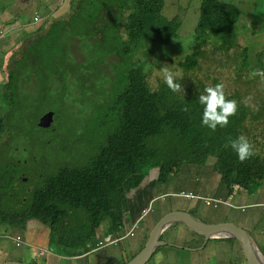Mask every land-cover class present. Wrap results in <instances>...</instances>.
Segmentation results:
<instances>
[{
    "label": "trees",
    "instance_id": "obj_1",
    "mask_svg": "<svg viewBox=\"0 0 264 264\" xmlns=\"http://www.w3.org/2000/svg\"><path fill=\"white\" fill-rule=\"evenodd\" d=\"M164 1L83 0V17L88 21L87 27L74 34L72 32L81 27L74 23L69 28L70 38L66 33L53 36L55 41L50 47L58 50L57 55L33 50L38 44L45 46L48 43L43 38L30 44V47L23 44L20 53L9 57L7 81L0 84V150L11 151L7 142L3 141L8 134L13 136L11 147L20 140L16 132L31 136L45 134L36 123L38 117L34 123L36 114L31 112L32 105L27 102L33 99L36 106L42 105L41 108L55 105V100L45 102L58 86L57 114H63L64 125L68 124L71 116L74 117L72 114H77L66 97L75 86V80L83 85L91 79L104 80L99 83L108 92L106 105L110 123L114 126L103 142L85 152L87 156L83 152L84 158L74 155L73 163L59 164L50 160L51 165L56 166L52 168L54 172L37 175L41 176L40 182L29 198H18L21 203L26 201L22 206L18 200L13 201L14 195H10V191L13 179L22 174L23 163L8 165L14 170L8 182L0 181V224L23 231L30 219H37L50 228L59 246L82 252L88 249L89 241L95 238L96 228L108 216L112 215L111 221L116 229L124 227L121 212L122 208L128 207L127 193L131 189L127 187V181L143 176L152 167L160 169L158 182L166 183L185 161L192 158L199 162L213 157L216 159L215 169L220 174L222 172L221 179L227 186L260 185L264 179V143L256 146L253 142L258 154L243 163L230 144L228 147L224 145L229 138L247 134L248 121L259 125L255 120L264 116V107H245L240 103L239 112L229 118V125L224 128L218 126L212 131L202 126L203 106L198 101L199 95L210 85L194 76L201 69V60L206 52L204 47L208 46L214 54H221L222 50L227 60H236L231 63L222 55L218 57L235 83L232 91L225 88L228 99L233 96L241 99L242 89L245 88L239 87L242 83L248 90L252 89L256 77L245 79L253 63L249 56L261 61L264 53L262 56L261 53L259 56L253 53L256 51L246 29L262 24L264 11L258 12L257 5L252 13L243 11L240 0H201L196 10L199 15L192 32L191 50L178 62L184 76L182 80L177 78V82L183 86L184 92L174 93L163 80L157 90L149 84V76L153 75V66L159 59L174 57L173 53L163 51L153 54L151 60L150 49L160 43L178 41L181 26L178 15L172 19L161 16ZM123 16L126 17L124 24L116 22V18ZM99 33L101 36L97 38ZM73 37L82 40L83 53L98 63L79 65L68 52H64L69 42H73ZM108 37L110 40H107ZM256 40L264 44V37ZM98 43L101 54L95 51ZM234 48L239 53L238 60V55L232 53ZM115 55L118 57L116 63L126 65L127 71L116 75L114 88L108 91L106 83L111 80L102 63L107 57ZM88 67L90 71L87 72ZM70 77H73V82H69ZM213 80L214 84L220 83L218 78ZM29 85L35 86V93L26 91ZM137 90H141L139 97L135 96ZM185 106L188 111H183ZM260 147L263 150H258ZM10 157V153H0V160ZM3 167L2 162L0 170Z\"/></svg>",
    "mask_w": 264,
    "mask_h": 264
},
{
    "label": "rangeland",
    "instance_id": "obj_2",
    "mask_svg": "<svg viewBox=\"0 0 264 264\" xmlns=\"http://www.w3.org/2000/svg\"><path fill=\"white\" fill-rule=\"evenodd\" d=\"M247 1L248 0H245L244 3H247ZM200 2L201 0H165V3H168V6H171V8L162 13L161 16L172 19L175 15H178L181 20V26L178 31V41L173 40L168 44L160 43L149 51L151 53V60L153 58V54L163 51L173 53L174 55L172 59H170L169 56L160 58L158 63L153 66V75L149 76V84L152 89H160L158 87L160 82L163 80L161 78L163 67L169 68L174 73H179L177 78L182 80L180 77L184 76V71L179 66L178 62L185 58V53H187L188 50H191L193 42L192 32L195 29V20L199 15V12L196 14V10L199 8ZM256 5L258 12L264 11V0H259L258 3L254 5L253 10ZM69 12L70 0H66L64 3L63 0H0V84L7 81L8 72L6 65L9 61V57L13 53L21 52L22 45L26 43V40L29 38V33L36 30L41 25H48L55 19L68 15ZM34 13L41 15L43 17V21L38 23H32V21L28 24L27 22L32 19ZM73 14L74 13L72 12L70 16H65L63 20H59V22H55L50 26L48 29L49 42H54L55 39L53 36L57 37L58 34L61 35L66 33V35H71L69 28L72 25L70 18ZM124 18L125 16L120 17V19ZM246 30L252 41L251 45L256 51L251 52L258 56L261 53L262 56L264 53V44H260L256 38L264 37V21L262 24H258L257 28H247ZM109 34L110 32L108 31L107 35ZM17 38L18 42L16 41ZM107 40H110V37H108ZM71 43L74 44L71 46V49L73 57L77 62L80 64L87 63V65H90L93 62L98 63L94 59H89L88 55L83 53L78 39H73V42ZM109 46L110 44L108 47ZM164 46L166 47L163 48ZM204 49H206V52L201 60V69L196 72L194 77L199 78L205 84L210 86H214L215 84L213 79L218 78L220 83H224L225 88L228 91H232L235 86L232 74L227 68L225 69L223 67L222 59L221 61L218 59V57H221L222 55L227 60L226 55L222 50L221 54L216 55L208 46H205ZM95 51L98 54H101L102 49L100 43L97 44ZM39 52H45L52 56L57 55V53L54 52V49L49 46L42 48ZM232 53L238 55V60L239 53H237L235 48L232 49ZM261 58L262 60L259 61L249 56V60L253 62L249 66L250 73L253 70L259 69V67H262L260 70H264V67L262 66L264 64V57ZM116 60H118L117 55L111 56L109 59H105V62L102 63L105 68V73H108L112 78V81L107 85L108 91H111L114 88L116 75L120 72L123 73V71H127V66L121 63L116 64ZM233 60L236 61L234 58L227 61L232 63ZM88 68L87 72L90 71V67ZM146 68L148 69V65H146ZM48 75V72H46L47 80L49 79ZM245 79H249V74L245 75ZM90 82L92 84L85 83L84 85L76 82L75 86L66 96L70 101H72L71 103L76 110L82 112L84 116L90 114V116L86 117L85 120L88 122L86 124L81 122V126L78 124L80 121L77 117L71 116V121L74 123V135H78L84 128L104 133L108 130V122L110 123L111 121L106 105V99L108 96L105 91V87L97 82ZM252 83L254 84V87L250 90H248V88H246L247 86L242 83L239 87L241 89L243 87L245 88L242 89L243 95L241 99L234 96L231 99L236 100L240 104L243 103L244 98L251 96V105L255 107H264V83L261 82L259 76H257ZM26 91L35 93L36 88L34 85H29L26 87ZM46 98L45 103H49L47 100L50 99L52 101L55 100L53 101L55 102V105L50 104L41 108L42 105L39 107L36 106L33 99H30V102H27V104L31 103L32 105L31 112H33L34 115L36 114L34 116V123L42 112L44 113L49 109L54 110L56 114L59 113V86L54 94L47 96ZM255 122L256 124H259L256 129L264 132V116L256 119ZM250 124L254 123L250 122ZM66 125H64L63 122L62 128L64 129ZM251 129L253 130V127H251ZM61 131V128H59V134ZM12 137V135L8 134L3 139L4 142H7V148L11 151H6V149L0 150V153L2 154L10 153L11 157L7 160L1 159L0 163L3 162L4 166H6L10 163H16L19 159L23 160V175H20V179H15L10 191V193L14 195V197H12L13 201L17 200L19 197H24V195H27V198H29L27 191L31 192L40 182V177L42 175L36 176L31 172L40 171L42 174L54 172L52 168L48 167V161L46 158V154L51 152L53 149L46 145L57 142L62 144V146H56L59 151L66 153L59 157L60 163H73L71 156L77 153H74L73 150L75 149L73 147V150L64 148L66 145L63 144V139L55 138L51 133V130L45 134H40V136L36 133L31 136L30 134H25L24 132L23 136L20 138V140L24 141L18 142V150L9 148V145L12 143ZM260 140L264 141V138ZM78 158H80V156H78ZM215 160L216 159L213 158H207L198 162L191 158L181 164L178 167L177 172L173 176H170L166 183H158L156 181V167L150 168L148 175L144 174L143 176H138L135 179L130 180L128 182V186L131 187L132 190H134L133 192L137 194L136 199L133 201L132 205L128 203L127 208H122L121 214L124 219L123 223H125V220L127 222L124 229H119L116 235L120 236L125 234L126 227L127 229L130 228L133 225L132 223L137 220L138 224L135 230V236L121 238L119 243L109 244L105 248H101L95 252H89L87 256L82 255L72 257L75 252L73 250H69L67 251L66 256L58 255L63 257H59V260L57 259L58 263H54L53 261L58 258V256L54 254L45 256L40 251L34 250V248L39 249L41 245H45V240L47 238L46 234L49 231L48 227H45L42 223L40 224L36 221L30 222L26 226V230H31V233L33 231V235H35L36 232L35 230H32L31 227L34 229L41 228L43 231L39 232V234L45 232L41 235L43 236V239L39 240L27 231H17L9 225L0 224V262L19 260L32 263L36 260L39 264H103L102 259H104L105 255H112L120 262H127L132 258L135 251L138 250L143 243L145 244V231L152 228L153 225L163 216L162 214L171 210L182 208L194 209L192 212L207 222L210 220H226L227 222H233L245 228L241 222H243V218L246 217L247 223H245V225H261L264 227V201L258 204L263 210L261 208H253L252 205H248L250 200L248 201L246 198L248 197L250 199L254 196L255 191L249 192V190L245 189L238 190L239 187L237 189L235 187L239 185L227 186L225 181L221 179V176L214 168ZM13 170L14 169L9 172L7 167H3L0 170V181L8 182V179L13 175ZM25 178L27 179L25 180ZM253 186L254 189L260 188V185ZM181 191L193 192L201 197L217 199L220 203L217 207H215L214 202L211 205H206L203 199H189L178 195ZM146 209H149L148 212L140 218ZM111 216L112 215L108 216L105 221L101 222L100 229L106 230L114 224V222L111 221ZM246 230L248 232L250 231L248 229ZM18 233L26 240V243L21 246H17L9 237L16 236ZM104 237L105 236H103V239ZM163 239L168 244H173V242H186L187 245L198 246L201 248L196 251H191L176 249L165 245L160 248V253H163L165 250H169L172 254L166 255V261L163 264H248L242 245L236 239L228 241H222L224 239L211 240L203 247L204 239L202 237L193 233L189 227L179 224L169 227L163 234ZM231 244H233L234 247H232ZM20 253V257H17ZM157 261L158 258L156 255L148 264H156Z\"/></svg>",
    "mask_w": 264,
    "mask_h": 264
},
{
    "label": "clouds",
    "instance_id": "obj_3",
    "mask_svg": "<svg viewBox=\"0 0 264 264\" xmlns=\"http://www.w3.org/2000/svg\"><path fill=\"white\" fill-rule=\"evenodd\" d=\"M65 1L66 0H63V3ZM82 1L83 0H70V12L68 13V15H64L61 18H57L54 21H52L50 24H48V25H41L36 30L31 31L29 33L30 35H29L28 40H26V43H24V44L27 45L28 47H30V44L37 43V41L40 40V39L45 38L46 40H48V29L50 28V26L53 23H55V22H59V20H63L65 18V16H70L72 12L74 13L72 15V17L70 18L71 21H72V24L75 23V24L81 25V27L78 30L73 31L72 33H74V34L75 33H79L81 30H83L84 28H86L87 27V24H88V21L83 17L84 8L82 6ZM164 6H165V1H164ZM162 12H163V10H162ZM111 15L113 16L114 13H111ZM116 19H117L116 22H118L120 24H124L126 22V17L124 19H120L119 17L116 18ZM42 21H43V17L41 15H38V14H35L34 13L32 19L29 22H27V23L28 24L30 22H32V23H38V22H42ZM5 22H6V20H5ZM100 36H101V34L99 33L97 38H99ZM70 37H71V35H67V38H70ZM72 39H78L79 40V43H80V48L82 47V45H81L82 44V40L80 38L73 37ZM52 43L53 42H49L48 41V43L45 46H39V44H38L33 50H35L36 52H39V50H41L44 47H48V46L50 47L52 45ZM72 45H74V44H72L71 42H69L68 46L66 47V50H64V52H68L71 55V57H73V53H72V49H71V46ZM54 52H56L58 54V50H54ZM110 57L111 56L107 57L106 59H109ZM74 60H75V58H74ZM77 63L79 65H83V64H80L79 62H77ZM84 64L86 65L87 63H84ZM116 64H119V63H116ZM107 75H109V74L107 73ZM177 76H179V73H174L173 71H171L167 67H163L162 68V76H161V78L163 79V81L167 85V87L172 92H174V93L184 92L183 86L179 82H177ZM257 76H259L261 82L264 83V70L256 69V70H253L249 74V78H255ZM109 77H110V80L112 81V78H111L110 75H109ZM182 78L183 77H180V79H182ZM100 80L104 82L103 79H91L90 81L99 83ZM90 81L87 84H92ZM111 81H109V82H111ZM69 82H73V77H70L69 78ZM74 82L76 83L77 80H75ZM109 82H107L106 84H108ZM114 83H115V81H114ZM99 84H102V83H99ZM140 94H141V92L137 90L136 93H135V96L136 97H139ZM251 100H252V97L251 96L244 98V100H243L244 106L245 107H252V105L250 103ZM68 101L70 103L72 102L69 99H68ZM198 101H199L200 105L203 106L202 126H206L207 128H209L212 131H215L218 126L221 127V128L227 127L229 125V122H230L229 121V118L232 117V116L237 115L238 112H239V103L236 100H234V99H228L227 98V95H226V92H225V85H224L223 82L217 83L214 86H208V87H206L204 89V92L199 95ZM106 102H107V99H106ZM71 105H72V103H71ZM72 108L77 113V114H72V115L74 117H77V119L80 121L78 124L80 126H81V122H83V123L86 124L88 122V121H85L86 120V117L90 116V114L84 116V114L82 112L76 110V108L73 105H72ZM188 110L189 109H188L187 106H185L183 108V111H188ZM48 111H53L54 112L53 121H52V123H51V125L49 127H46V128L40 127L38 125V122L40 120V117L43 114H45L46 112H48ZM108 114H109V110H108ZM78 115H79L80 118L78 117ZM63 116H64L63 114H61V116H60V114L59 115L56 114V112L54 110L49 109V110L45 111L44 113L42 112V114L40 116H38L37 125H38V127L42 128L43 129V132H45V133L48 132V131H46L47 129H51V133L54 135L55 138L63 139V141H64L63 144L66 145L64 148L70 150L73 147L75 149V150L72 149L74 151V153L77 152V153H75V155H78V156L83 157V158H84L83 152L85 153L87 151L93 150L92 147H97L101 142H103L105 140L106 134L108 132H110L112 130L113 126H114V124H111V123L108 122V125H109L108 130L106 132H104V133L99 132V131H93L92 129L84 128L83 131H81L78 135H74V132H73V124L74 123H72V121H70L65 126L64 129L62 128V123H63V119L62 118H63ZM59 128H61V130H62L60 134H59ZM23 133L24 132H16L15 135H17L19 137V139H20L23 136ZM21 141H24V140H19V141L13 143L12 144V147L10 146L11 145L10 144L9 145V148L10 149H16V150H18L17 145H18V142H21ZM229 144H230L232 150L237 154L238 159H239V161L241 163H243V162H245V161L253 158L254 156H256L258 154L257 151H256V148H255L254 143L252 141H250L243 134L239 135L235 139L229 138V142L226 143L224 146L225 147H228ZM57 145H61L62 146V144H59V142L52 143V144L50 143L49 145H46V146H50L53 149L51 152H49V153L46 154V158H47V161H48V167L49 168L56 167V166H52L51 165L50 160H52L53 162H56L57 164H59V157H61L62 154H66L64 152L59 151V149L56 148ZM87 155L88 154H86V156ZM71 157L73 159L74 154ZM210 158H213V157H210ZM213 159H215V158H213ZM21 163H23V160L19 159V160H17L16 163H13V164L10 163L8 165H18V164H21ZM8 165H6L4 167L6 168ZM7 168L8 169L10 168L11 170L14 169L13 167H7ZM214 168H215V163H214ZM156 169H157V178H156V181L158 182V177H159V171H160V169H159V167H156ZM39 172L40 171L31 172V173H34V174L37 173L36 176L38 174H41L42 175V173L41 172L39 173ZM148 172H149V170L146 171L145 174L148 175ZM217 173L221 176V174L218 171H217ZM11 177H13V175ZM20 177H19V179H20ZM24 177H26V176H24ZM136 177H138V176H136ZM26 179L27 178H25V180ZM13 180L15 182V179H13ZM129 181H127V187H129L128 186V182ZM158 183H160V182H158ZM131 191H132V188L127 193L128 203L129 204H131L130 197H129V193ZM31 192H28L27 191V194L29 195V194H31ZM10 195H12V194L10 193ZM178 195L183 196V197H186V198H189V199H195V198L203 199L205 201L206 205H211L214 202L215 207H217L218 204L220 203V201L217 200V199H212V198H209V197H201L199 195L194 194L193 192L181 191V192L178 193ZM26 197H27V195H24V197H22V199L23 198H26ZM17 200L19 201V205H21V206L26 203V201H24L25 203H21L20 199H18V198H17ZM17 200H15V201H17ZM148 210L149 209H146L144 211V213L140 216V218H142L143 215L148 212ZM176 210H185V211H188V212L192 213L193 215H195L192 212L194 209H191V208H182V209H176ZM171 211H175V210H171ZM171 211H168V212H171ZM168 212H166V213H164L162 215L165 216ZM196 217H198V216H196ZM198 218H200V217H198ZM200 219L203 220L202 218H200ZM35 221L38 222V223H40V224L42 223V222H40L37 219H30L27 222V225L30 222H35ZM203 221H205V220H203ZM126 222L127 221L125 220V224H126ZM209 222L220 223L221 220H217V221L210 220ZM132 224L133 225L130 228H128V229L126 227V233L125 234H122L120 236H117L116 235V233H117V231L119 229H116V226L114 224H112L106 230L100 229V225H99L96 228V237L93 240H90L89 241L88 246H87L88 249L86 251H82V252L79 251V249H76V248H72V247H61V246H59L58 242L54 240V235H51V230L48 227L49 231L46 234L47 235V238L45 240V245H41L40 248H39V251L42 254H44L45 256L52 255V254H54L56 256H58V255L66 256L67 255V251L73 250L75 253H74V255H72V257L82 256V255L87 256V254L89 252H95V251H97V250H99L101 248L107 247L109 244H117V243H119V241H120L121 238H125L127 236H135L136 235L135 230H136V227H137V224H138L137 223V220L134 221ZM156 224H157V222L153 225L152 228H149L147 231H145V233H144L145 244L143 243L142 246L138 250L135 251L134 255L132 256V258L130 260H128L127 262H120L119 260H117L112 255H107V256L105 255L104 256V259H102L103 260L102 263L103 264H132L137 258H139L142 255V251L146 247V244L148 242V239L151 238V237H153L152 232H153V229L155 228ZM177 224H179V225H185L186 227H189L185 223H182V222L174 223L171 226H174V225H177ZM42 225L45 226L43 223H42ZM45 227H47V226H45ZM124 227H125V225H124ZM124 227H123V229H124ZM31 229L32 230H35V232H36L35 235H33L34 234L33 231L31 233V230H28L27 231L26 228L24 229V231H27V232L31 233L33 236H35L39 240H42L43 239V236H41V235H43L45 232L39 234V232H42L43 231L41 228L34 229L33 227H31ZM46 231H47V229H46ZM166 231L167 230H165L162 233V235L159 237V241H161L162 244L161 245H158L154 249V251L152 252V254L150 256L142 259L140 262H138V264H148L156 255H157V258H158V261L156 263L163 264L166 261V255L167 254H169V255L172 254V252H169V250H165L163 253H160V251H161L160 248L163 247V246H165V245H168L169 247H173V248H176V249H184V250H191V249H194V248L201 249L198 246L187 245L186 242H183V243L173 242V244H168L163 239V234ZM191 231H193V233L197 234L198 236H200V237H202L204 239L203 247L205 245H207L211 240H221V237H218V238H211V239H209L206 242L205 241V238L202 235L198 234L197 232H195L192 229H191ZM250 235L254 239V241L256 242V244H258L257 240L254 237V234L250 232ZM103 236H105L104 239H103ZM9 237L15 242V244L17 246H21L24 243H26V240L24 239V237L21 234H19V233L16 236H9ZM234 239H236V238H234ZM42 246H44V247H42ZM187 247H191V248H187ZM259 247H260V245H259ZM165 249H167V248H165ZM260 250L262 251L261 247H260ZM63 256H58V258H56V259L59 260V257H63ZM17 261H19V260H17ZM21 262H23V261H21ZM26 263H31V262H26ZM32 264H39V263L32 262Z\"/></svg>",
    "mask_w": 264,
    "mask_h": 264
},
{
    "label": "water",
    "instance_id": "obj_4",
    "mask_svg": "<svg viewBox=\"0 0 264 264\" xmlns=\"http://www.w3.org/2000/svg\"><path fill=\"white\" fill-rule=\"evenodd\" d=\"M54 112L48 111L40 117L38 125L40 127H49L53 121ZM177 222L185 223L192 230L202 235L207 242L211 238H236L242 244L243 251L248 260L249 264H264V253L259 249L258 245L251 237L250 233L236 225L233 222H220L213 223L203 221L200 218L196 217L192 213L185 210H175L168 212L163 216L156 224L153 229V237L148 239L146 247L142 251V255L137 258L132 264H138L142 259L150 256L154 249L161 245L162 242L159 241V237L162 233L167 230L171 225ZM0 264H32L21 262L17 260L2 261Z\"/></svg>",
    "mask_w": 264,
    "mask_h": 264
},
{
    "label": "crops",
    "instance_id": "obj_5",
    "mask_svg": "<svg viewBox=\"0 0 264 264\" xmlns=\"http://www.w3.org/2000/svg\"><path fill=\"white\" fill-rule=\"evenodd\" d=\"M244 2H245V0H240V4H241L242 10L246 11L248 13H252L254 5L257 4V0H248L247 3H244ZM164 7H165V9H163L162 13H164L166 10H169L171 8V6L170 7L168 6V3H165ZM247 125H248L249 129H248L247 134H244V135L247 138H249L252 142H254L256 144V146H259L260 144L264 143V141L260 140V139L264 138V132L257 130L256 129L257 125L250 124V121L247 122ZM251 127H253V130L251 129ZM258 150H263V148L260 147ZM235 188L236 189L238 188V190L239 189L249 190V192L255 191V195L254 196H252L250 199L248 197L246 198L248 201L250 200V203L248 205H252L253 208L256 207V208H261L262 209V207L259 206L258 204L260 202L264 201V179L260 183V188L259 189H254L253 185H250L249 187L236 186ZM136 195L137 194L134 193L133 190L129 193L131 205H132L133 201L136 199ZM225 221L226 220H222L221 222H225ZM242 221H243V222H241L242 225L246 229L250 230L249 232L254 234L255 239L257 240V242L260 245L262 251L264 252V227L261 226V225H255V226H247V225H245V223H247L246 217L243 218ZM221 239H224L222 241H228V240H233L234 238L227 237V238H221ZM231 246L234 247L233 244H231ZM196 250H198V249L197 248L191 249V251H196ZM53 262L54 263H58L57 259H55ZM156 264H158V263H156Z\"/></svg>",
    "mask_w": 264,
    "mask_h": 264
}]
</instances>
